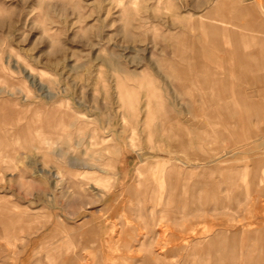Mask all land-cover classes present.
Returning <instances> with one entry per match:
<instances>
[{"label": "rangeland", "instance_id": "rangeland-1", "mask_svg": "<svg viewBox=\"0 0 264 264\" xmlns=\"http://www.w3.org/2000/svg\"><path fill=\"white\" fill-rule=\"evenodd\" d=\"M222 1L0 0V264H264V48Z\"/></svg>", "mask_w": 264, "mask_h": 264}, {"label": "crops", "instance_id": "crops-1", "mask_svg": "<svg viewBox=\"0 0 264 264\" xmlns=\"http://www.w3.org/2000/svg\"><path fill=\"white\" fill-rule=\"evenodd\" d=\"M227 1H229V0L222 1L221 5L218 6L217 9H219V13L230 14V12H231L234 15L235 21L237 20V22L235 23V25H233V27H230V28H227V27H224V29L222 27L221 28L220 27L204 28L206 30V32L209 34V37L211 36V37H213L212 39H216L218 41L222 40L225 43H233V45L235 44L234 46H236V47H252V48L253 47H263L264 48V38H261L263 33H259V35H257V37H253L252 35L246 34L247 33L246 31H249V30L264 32V15L259 13V10L255 5L257 3L258 5L261 4V6L264 7V5H262L263 4L262 0L254 1L256 3L252 2L251 0H239L238 3L240 5H237V6H229L228 5L229 2H227ZM225 6H227V7H225ZM251 19H252V21H251ZM249 20H250V22H249ZM222 32H224V33H222ZM262 52H264V49H259L258 51L257 50L255 51V54L259 55ZM244 54L246 55L247 52L244 51L242 53V51H238L236 49L233 50L234 58L235 57L237 58L239 55H241V57H243ZM245 69L247 70L248 67ZM259 82L261 84V81H259ZM259 82L254 83L252 85L257 87V89H258V86L260 85ZM245 105L246 106H242V108H241V106L240 107L238 106L237 110H243V111H247V112L248 111H252V112L257 111L256 114L252 113V116L253 117L255 116L257 118H260L261 116L264 115V103L245 104ZM260 105L262 107H258ZM259 112H261V114ZM246 116H248V115L245 113V117ZM263 169H264L263 166L257 167V171H256L257 175L255 176L256 179L262 178L264 176ZM199 189L205 191L204 194L206 197L209 196L210 192H211V194H213L217 190L216 187L215 188L204 187V189H202V188H199ZM204 194H203V196H204ZM225 234H226L225 231L221 230V231H219V233L217 235L218 236H221V235L226 236Z\"/></svg>", "mask_w": 264, "mask_h": 264}, {"label": "bare ground", "instance_id": "bare-ground-1", "mask_svg": "<svg viewBox=\"0 0 264 264\" xmlns=\"http://www.w3.org/2000/svg\"><path fill=\"white\" fill-rule=\"evenodd\" d=\"M234 13H235V12H234ZM226 112H227V111H226ZM176 162H177V161H176ZM179 179H180V178H179ZM106 225H107V228H108V229L113 228L109 223H106ZM114 227H115V226H114ZM107 228H106V230H107ZM99 231H100V230H99ZM87 233H88V231H86V230L83 232V234L86 235V236H87ZM99 235H100V234H99ZM80 258H82V257H80Z\"/></svg>", "mask_w": 264, "mask_h": 264}]
</instances>
